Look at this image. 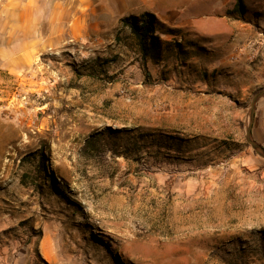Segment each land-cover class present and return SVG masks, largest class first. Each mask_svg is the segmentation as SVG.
<instances>
[{"label": "rangeland", "instance_id": "obj_1", "mask_svg": "<svg viewBox=\"0 0 264 264\" xmlns=\"http://www.w3.org/2000/svg\"><path fill=\"white\" fill-rule=\"evenodd\" d=\"M224 1L251 31L229 60L261 65L264 0H242V17ZM144 12L180 28L159 36L187 60L143 66L116 38ZM91 15L88 33L0 80V264H264V160L245 140L264 84L231 91L211 70L224 28L211 0H97Z\"/></svg>", "mask_w": 264, "mask_h": 264}, {"label": "crops", "instance_id": "obj_2", "mask_svg": "<svg viewBox=\"0 0 264 264\" xmlns=\"http://www.w3.org/2000/svg\"><path fill=\"white\" fill-rule=\"evenodd\" d=\"M96 2L97 0H0V80L7 73L19 76L35 63L42 52L64 47L71 40L72 34L88 33L89 28L96 26L91 23ZM226 10L224 0H211V17L219 15L217 17L224 20L223 30L215 31L219 38L211 37V53L215 51V56L211 59V70H216L221 76H229V80H222L223 88L246 93L250 87L264 84V62L259 66H250L240 58L236 62L229 60L234 55L231 51L248 45L242 40L251 31L237 24L238 21H230L225 14ZM159 17L162 19V16ZM161 22L166 24L165 20ZM233 33L236 36L234 40L231 38ZM260 106H264V97L257 102V111ZM257 120L256 113L254 123ZM262 137L264 138V133ZM258 143L264 144L260 140Z\"/></svg>", "mask_w": 264, "mask_h": 264}, {"label": "trees", "instance_id": "obj_3", "mask_svg": "<svg viewBox=\"0 0 264 264\" xmlns=\"http://www.w3.org/2000/svg\"><path fill=\"white\" fill-rule=\"evenodd\" d=\"M245 12V6L242 0H236L232 14L242 17ZM120 30H128V35L124 37L117 36L126 40H131L139 55L142 65L148 61L153 64H159L165 58L172 57L175 60L184 62L188 59L190 51L183 50L182 43L175 40H163L159 35L176 38L181 35V30L167 27L154 14L144 12L138 16L128 15L119 20ZM187 46H193L187 43ZM145 77L150 78V74L145 71Z\"/></svg>", "mask_w": 264, "mask_h": 264}, {"label": "water", "instance_id": "obj_4", "mask_svg": "<svg viewBox=\"0 0 264 264\" xmlns=\"http://www.w3.org/2000/svg\"><path fill=\"white\" fill-rule=\"evenodd\" d=\"M264 97V88L254 94L249 106L248 120L245 129V140L253 151L264 160V148L259 145L252 137V125L255 117V109L257 102Z\"/></svg>", "mask_w": 264, "mask_h": 264}]
</instances>
